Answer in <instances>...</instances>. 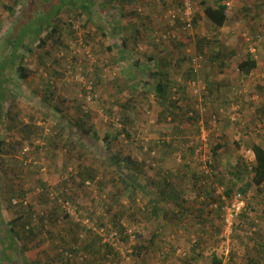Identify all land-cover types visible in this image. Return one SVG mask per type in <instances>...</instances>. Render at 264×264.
<instances>
[{
	"label": "rangeland",
	"instance_id": "374dc122",
	"mask_svg": "<svg viewBox=\"0 0 264 264\" xmlns=\"http://www.w3.org/2000/svg\"><path fill=\"white\" fill-rule=\"evenodd\" d=\"M215 2L195 0L187 29L169 12L173 0H95L91 17H73L74 31L64 11L59 42L44 32L39 49L26 35L9 67L28 1L0 0V264H264V185L247 189L250 206L232 230L223 219L246 185L237 171L249 176L252 147L264 146V0H224L220 27L205 14ZM155 28L170 31L164 45ZM249 54L258 66L244 74ZM191 55L202 58L196 74ZM20 63L37 72L21 79ZM165 75L169 104L154 91ZM117 222L129 239H118Z\"/></svg>",
	"mask_w": 264,
	"mask_h": 264
},
{
	"label": "trees",
	"instance_id": "16d2710c",
	"mask_svg": "<svg viewBox=\"0 0 264 264\" xmlns=\"http://www.w3.org/2000/svg\"><path fill=\"white\" fill-rule=\"evenodd\" d=\"M26 1H28V4L26 5V7L24 9V14H23L24 15L23 18L26 20V22L22 21L19 24L20 35L16 38V41L14 42V51H13L12 57H4L5 58L4 61H6V63L9 64V67H10V62L15 57L16 46L23 43L22 40L24 41V38L26 35H29L32 33L34 34V35L32 34L34 36V38L39 41V43H38L39 49L43 47V44H45L47 42V39L50 37L52 38L51 41H53V43H57L60 41L59 40L60 38L57 37L58 33H59V25H58L59 23L58 22L63 20L62 15H63L65 10H69L70 19L72 18V20H73V22H68L65 24L66 25L69 24V26H72L73 31H74V27L76 25V20H74L73 17L74 18L76 17L77 19H79L84 14H88L89 17H91L92 14H94V12H97L96 10H94V8H95L94 1L95 0H26ZM223 1L224 0H216L215 6H208V7L206 6V9H205V14H206L208 20L216 27L223 26L225 24L226 20L228 19L227 4H225V2H223ZM176 3L178 4L179 1ZM110 7H111V5L109 3H104L99 8L103 11V10H106V8L108 9ZM75 11L77 12L76 14L73 13ZM104 14H101V15H104ZM196 19H197V12L194 16L193 23H195L197 21ZM108 20L110 21V19H108ZM179 24H181V26H184V23L181 21L179 22ZM85 27H86V24L83 25L84 29H86ZM106 28L107 27L104 26L103 29H104V32H106V33H104L103 36L108 33ZM121 28H122L121 26L114 27L113 33L114 32L119 33L121 31ZM166 31H169V30L166 29ZM44 32L48 33V35H47L48 38H43ZM156 43L158 45H164V43H166V42L160 41V42H156ZM31 45L27 47V51L29 53L33 52V48ZM112 45L113 44H110L109 46H107V50L111 49ZM52 56H53V53H51V57ZM41 60H42V58H41ZM257 66H258L257 59L254 58L251 54H249L247 56V58L244 59L239 64V69L241 70L242 73L249 74L254 69H256ZM18 71H19L18 75L21 79H28L29 76H31L33 73L37 72V70H33L29 66L24 65L22 63H20L17 66L16 72H18ZM16 72H14V73H16ZM156 74H157V72H154V76H156ZM158 75H159V73H158ZM168 79L169 78L166 75H165V78L159 77L158 79H156L157 82L154 86V91H155L156 95H158L160 98L162 97L164 104H165V101H167V100H168L167 101L168 104L171 102V96L169 95V97H168L166 94L168 93V90L171 87V84H173V82L171 83ZM90 83L92 84V90H91L92 93L97 95L95 86L93 85L92 82H90ZM50 91L51 90H48V92H50ZM176 101L177 100H174L172 102V104L174 106H176V104H175ZM182 108L183 107H181V109ZM221 108H222V106H221ZM235 121H233V122H235ZM53 142H55V141L54 140L51 141L50 145H52ZM38 146L39 145H36V147H38ZM252 150H253V153L255 156V161H254L253 167H250V168L247 167L248 170L250 169L249 170V176L247 174H244V172L240 169L237 171V174L239 175L240 179L243 180L246 177H248L246 179L245 187L239 189L241 195L246 200V207L239 214L246 213L247 209L250 206V203L248 201V197L251 198V194H249L247 189L249 187L250 188L252 187L253 189H257V191H259L261 186L264 185V146H262L260 144H254L252 147ZM0 152H1V150H0ZM126 164L129 166L136 167L137 162L132 160L131 158H128L126 160ZM120 180H121L122 186H124L126 189H129L131 187V185L134 186V184L132 182H131V184L129 183L130 179H128L126 177H121ZM168 193H169V196H171V197H175L177 195V194L175 195V191L174 192H168ZM23 194H21L19 192L13 193L12 197L21 198V197H23ZM23 198H21V200H19V202L21 201V203H22V200H24ZM176 206L181 207L182 204L177 203ZM220 207H222V203H221ZM184 210H187V208H185ZM238 215H237V217H238ZM30 217L33 219L32 216H30ZM120 217H121V214H119V218ZM237 217H235V220H237ZM45 218L46 217L44 216L43 219H45ZM48 220L49 219H47V221ZM51 221H52V218H51ZM117 224H118V226H115L112 229L117 232L118 239L121 241H122V239L123 240H126L127 238L129 239L131 235L129 234V232H128L129 230H127L126 226L122 225L119 222H117ZM33 225L34 224L28 223L27 226H25L23 229H25L29 234H32L33 232H31V231H34V228L36 227V226L33 227ZM41 229H42V227H41ZM12 232L14 235L13 236L14 240H22L23 237L21 236V233L19 231L13 229ZM134 236L136 239H138L137 231L134 232ZM141 247L142 246H139V248H137V250L135 251L137 257L142 256V254L144 252V249ZM183 251L184 250L181 249V252H177V253L179 255H183V256L187 257L188 254H186V252H183ZM214 262H217L218 264L221 263V261L219 259H215Z\"/></svg>",
	"mask_w": 264,
	"mask_h": 264
},
{
	"label": "built area",
	"instance_id": "2783aa9c",
	"mask_svg": "<svg viewBox=\"0 0 264 264\" xmlns=\"http://www.w3.org/2000/svg\"><path fill=\"white\" fill-rule=\"evenodd\" d=\"M175 3L176 1L173 0ZM179 3L174 5V9L170 10V14L173 13L174 16L178 17V20L184 23V28L191 29L194 25L193 19L197 12V8L195 5V0H178ZM174 17V18H176ZM170 32L169 31H160L157 33L156 42H167L170 39ZM201 57L196 55H191V66L193 67V71L195 73L198 72V68L200 67ZM74 80L76 79L79 83L83 84L84 87L87 89L88 93V100H92L96 97V94L92 93V84L90 82H86L84 78L83 80H80L78 75L76 74L73 76ZM190 86H192L193 90H197L198 88H201L199 82H197L195 79H192L189 81ZM197 86V87H196ZM237 110V109H236ZM237 114V113H236ZM231 115L230 119L232 121H235L238 119L237 116ZM216 117V116H214ZM225 199V197L223 198ZM14 203H17L16 199L13 200ZM246 207V200L241 195L240 192H236L229 201L226 206L223 207V210L225 211V214L223 215L224 222L226 224L227 231L230 229L232 230L234 226V220L235 217ZM178 252H181V249L178 250Z\"/></svg>",
	"mask_w": 264,
	"mask_h": 264
},
{
	"label": "crops",
	"instance_id": "0c3cea01",
	"mask_svg": "<svg viewBox=\"0 0 264 264\" xmlns=\"http://www.w3.org/2000/svg\"><path fill=\"white\" fill-rule=\"evenodd\" d=\"M106 3H107V2H106ZM113 17H114V16H113ZM121 31L123 32V31H124V29H123V28H121ZM121 31H120V32H121ZM154 31L156 32V28H155V30H153V33H154ZM120 32H119V33H120ZM126 32H127L128 34H131V32H130V31H126ZM118 36H119V37H121V36H123V37H124V34H121V35H118ZM154 36H155V35H154ZM121 38H122V37H121ZM125 38H126V37H125ZM125 38H124V39L122 38V42H123V43H126V45H128V44H129V42L131 41V39H129V40H128V39L126 38L127 40L125 41Z\"/></svg>",
	"mask_w": 264,
	"mask_h": 264
},
{
	"label": "clouds",
	"instance_id": "9594fccd",
	"mask_svg": "<svg viewBox=\"0 0 264 264\" xmlns=\"http://www.w3.org/2000/svg\"><path fill=\"white\" fill-rule=\"evenodd\" d=\"M193 26H194V25H193ZM160 30H161V29H160ZM161 31H166V30H163V29H162ZM159 32H160V31H159ZM169 32H170V31H169ZM157 33H158V32L155 33L154 40L156 39ZM190 80H192V79H190ZM176 81H177L178 85L181 84L179 81H182V77H179ZM172 82H173V81H172ZM173 83H174V82H173ZM221 109H222V108H221ZM218 118H220V117H218ZM253 156H254V154H253ZM254 157H255V156H254ZM254 159H255V158H254Z\"/></svg>",
	"mask_w": 264,
	"mask_h": 264
}]
</instances>
